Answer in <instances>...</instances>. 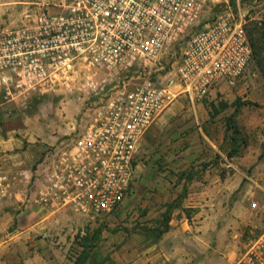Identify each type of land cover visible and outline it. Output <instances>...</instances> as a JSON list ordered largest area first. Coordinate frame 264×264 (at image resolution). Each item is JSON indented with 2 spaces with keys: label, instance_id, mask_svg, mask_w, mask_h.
Segmentation results:
<instances>
[{
  "label": "built area",
  "instance_id": "2783aa9c",
  "mask_svg": "<svg viewBox=\"0 0 264 264\" xmlns=\"http://www.w3.org/2000/svg\"><path fill=\"white\" fill-rule=\"evenodd\" d=\"M213 0H70L0 30V111L21 112L32 96L61 91L91 103L72 137L47 150L43 168L24 172L50 211L109 215L133 193L144 136L180 95L207 98L234 87L254 62L246 31L228 2L204 27ZM185 40L180 59L171 54ZM169 59L165 76H154ZM178 87V88H177ZM262 200L252 209L264 218ZM11 192L0 174V195ZM234 264H264V229Z\"/></svg>",
  "mask_w": 264,
  "mask_h": 264
},
{
  "label": "crops",
  "instance_id": "0c3cea01",
  "mask_svg": "<svg viewBox=\"0 0 264 264\" xmlns=\"http://www.w3.org/2000/svg\"><path fill=\"white\" fill-rule=\"evenodd\" d=\"M248 76L234 87L219 84L203 100L180 95L166 108L144 136L133 193L109 215L40 206L37 183L28 184L22 174L34 176L43 168L57 138L38 126L29 136L0 126V174L11 183V192L0 195V264H74L87 237L96 238L90 254L104 264H168L169 249L182 233L190 238L193 230L208 232L222 220L225 229L253 224L263 230L264 218L252 204L262 200L264 183L246 172L264 167V91L258 94ZM247 99L252 105H243ZM69 104L76 113L72 130L73 121L92 104L78 97ZM235 112L234 126L257 143L245 147L238 142L229 156L227 120ZM169 205L174 206L170 212ZM168 212L169 230L152 242L149 230L162 226Z\"/></svg>",
  "mask_w": 264,
  "mask_h": 264
},
{
  "label": "rangeland",
  "instance_id": "374dc122",
  "mask_svg": "<svg viewBox=\"0 0 264 264\" xmlns=\"http://www.w3.org/2000/svg\"><path fill=\"white\" fill-rule=\"evenodd\" d=\"M225 1L237 17L247 16L246 31L256 51L255 60L248 71L247 81L251 80L249 84L253 83L258 90L257 93L261 94L264 91V0H214L205 12V20L193 31L204 27L225 6ZM69 2L70 0H0V30L15 28L41 11L60 12ZM185 43V40L178 43L171 51L178 60ZM170 62L169 59H162L154 69L157 67L164 69L161 73L156 72L154 76H165L171 69ZM73 98H75L74 95L61 91L37 93L32 96L31 103L21 112L6 114L0 111V118H2L0 126L3 130L14 128L25 130L28 132L27 136L37 132L38 126L46 136L57 138L58 143L55 144L57 145L72 137L70 123L71 118L76 117V113L73 112V108L71 109L69 101ZM249 99L247 102L250 101ZM241 136L244 143L240 146H253L257 143L252 134ZM231 147L232 144L227 147L228 151ZM261 150L264 159V145ZM255 167L253 166L246 173L264 183V167L260 169ZM218 223L219 226L211 227L208 232L202 233L200 229L193 230L190 238L188 234H180L179 243L169 249L173 257L168 264H234L262 231L253 224L242 228L225 229L223 220Z\"/></svg>",
  "mask_w": 264,
  "mask_h": 264
},
{
  "label": "trees",
  "instance_id": "16d2710c",
  "mask_svg": "<svg viewBox=\"0 0 264 264\" xmlns=\"http://www.w3.org/2000/svg\"><path fill=\"white\" fill-rule=\"evenodd\" d=\"M252 44V42H251ZM253 47V44H252ZM253 54H254V60L256 57V51L253 48ZM243 105H252L251 102H245ZM223 106H226V104H224ZM238 106V103H237ZM235 116H236V112L234 114H232L228 120H227V132L231 131L232 135H231V140H232V147H231V152L228 154L230 156L231 153H233V151L236 150L237 148V143H239V146L241 144L244 143V141L242 140V134L239 132V130H237V128L234 126V121H235ZM174 206H168L169 212L171 210V208H173ZM168 212V214L164 215L163 221H162V226H159L157 228H154L153 230H149L150 231V239L152 242L157 241L164 233H166L169 230V221H170V213ZM93 240H96L95 237H93V239L90 241V239L87 237L85 238V248L84 250L81 252V254L76 258L74 264H104L103 259H99L97 257V255L95 253L90 254V251L93 248Z\"/></svg>",
  "mask_w": 264,
  "mask_h": 264
}]
</instances>
